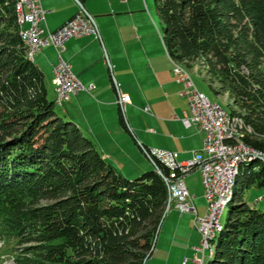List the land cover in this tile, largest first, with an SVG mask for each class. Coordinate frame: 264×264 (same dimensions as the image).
Returning a JSON list of instances; mask_svg holds the SVG:
<instances>
[{"label":"trees","instance_id":"trees-1","mask_svg":"<svg viewBox=\"0 0 264 264\" xmlns=\"http://www.w3.org/2000/svg\"><path fill=\"white\" fill-rule=\"evenodd\" d=\"M153 1L174 65L203 74L240 119L236 139L264 152V0ZM14 3L0 0V233L34 242L32 264H142L167 181L154 168L125 177L55 111ZM250 186L264 188V156L239 165L206 264H264V211L244 201Z\"/></svg>","mask_w":264,"mask_h":264},{"label":"crops","instance_id":"crops-1","mask_svg":"<svg viewBox=\"0 0 264 264\" xmlns=\"http://www.w3.org/2000/svg\"><path fill=\"white\" fill-rule=\"evenodd\" d=\"M79 1L94 18L99 34L72 37L63 44L61 57L86 90L57 104L60 116L75 123L102 157L127 178L150 167L142 155L151 161L153 150L175 152L177 161L193 158L201 151L204 132L182 121L188 115L185 86L181 76L174 72V62L163 44L154 1ZM40 3L46 10V26L51 30L80 11L74 0H40ZM41 59L45 64L40 62L38 67L44 80L45 75L51 79L57 62L56 48L52 44L43 46L33 61ZM121 94L129 95L130 102L124 106L119 103ZM198 172L201 175L199 169ZM186 179L184 176V183ZM172 213H179L175 206ZM176 218L171 225L177 231L190 230L184 257H175L178 264H187L188 260L183 263L186 255H199L194 249L199 240L192 233L194 213L191 223L183 217ZM154 258L166 261L167 256L161 258L160 254L152 253L146 263Z\"/></svg>","mask_w":264,"mask_h":264},{"label":"built area","instance_id":"built-area-1","mask_svg":"<svg viewBox=\"0 0 264 264\" xmlns=\"http://www.w3.org/2000/svg\"><path fill=\"white\" fill-rule=\"evenodd\" d=\"M23 16L22 33L30 42H34V57L40 49L52 44L57 51V62L53 65V87L56 96V104H61L72 95L86 87L75 76L70 64L61 57L64 42L72 37L84 35L97 36L95 27L90 19L80 10L70 17L58 28L51 30L46 26V10L40 0H18ZM183 80L188 99V115L182 119L187 126L196 125L204 132L201 151L193 158L185 161H177L176 153L165 150H153L151 154L169 169V176L165 177L171 189V201L175 200L176 209L182 212H193L192 227L199 234V245L195 247L193 262L199 264L203 260L205 251L216 229L215 216L221 203V194L225 178L232 175V167L236 158L252 156V154L264 155L242 139L224 129V112L219 105H214L208 97L197 89L194 82H189L184 72L174 70ZM129 95L121 94L119 103L124 106L129 103ZM194 169L201 172L203 195L207 203L206 213L199 217L193 204V197L189 193L184 176ZM187 259H183L186 263Z\"/></svg>","mask_w":264,"mask_h":264},{"label":"rangeland","instance_id":"rangeland-1","mask_svg":"<svg viewBox=\"0 0 264 264\" xmlns=\"http://www.w3.org/2000/svg\"><path fill=\"white\" fill-rule=\"evenodd\" d=\"M40 62H43L42 64H45L43 59H41V61L37 60V63L34 61V63L37 66L40 65ZM189 74L197 89L202 91L208 97L210 102H215L219 104L222 108H224L227 112H229L226 97L213 94L207 82L205 81L203 74L197 72L196 69L189 70ZM45 77L46 78L44 80V85L47 91V98L49 100H53L54 97L53 76L51 77V79H49L46 75ZM58 107L59 105L54 104L55 111L60 115L58 111ZM142 157L144 160L147 161L150 167L144 169L139 174L147 170H151L153 168L151 161H149L143 155ZM139 174H137L136 176H139ZM185 176H187L188 178L186 179L185 184L189 188L188 190L191 196L193 197V204L197 208L198 216L201 217L206 213V208H207V203L203 195L201 175L199 174L198 169H194L189 173H187ZM243 198L244 201L250 207L258 209L260 211H264V188L250 186L244 189ZM170 206L171 209L167 211L166 218L164 219L165 221L161 225L162 227L160 229V233L158 235L155 248L153 250V253L160 254L161 258L167 256V259L166 261L165 260L157 261V258H154L152 262L147 261L146 264H178L177 261L175 260V257L181 256L183 258L184 253H186L185 249L187 248V245L185 241L190 233V230L188 228L186 232L177 231L175 229L176 227L174 226V224L171 225L172 223L171 220L175 219L176 217H177L176 220L179 219L180 217H183L186 220L188 219L189 222L191 223L193 218V213L184 212L180 214V212L178 211L179 213L177 215H175L174 213L171 214L175 206L174 199H172ZM228 209L229 206L227 204L223 208V211L219 216V222L221 225H223L226 221V218L228 216ZM192 233L195 234L197 240L200 239L196 229H194V232ZM32 245H34V242H20L10 235L0 233V264H32L31 260L35 261L33 260L34 256L32 255V250H31ZM211 251L212 249L211 250L207 249L205 251L203 257L204 261L202 260L203 264H206V261L210 258ZM188 253H194V252L190 251ZM189 256L190 255H186L185 257L188 260L187 264H195L193 262V257H189ZM199 256H201V254H199ZM202 262H199V264H202Z\"/></svg>","mask_w":264,"mask_h":264},{"label":"bare ground","instance_id":"bare-ground-1","mask_svg":"<svg viewBox=\"0 0 264 264\" xmlns=\"http://www.w3.org/2000/svg\"><path fill=\"white\" fill-rule=\"evenodd\" d=\"M14 11H15L16 20H17V23H18V26H19V35H20V37L22 39V42H23L22 44L24 45V47L26 49V53H27L28 58L33 60V58H34V42H30V39L26 38L25 35H23V33H22L23 16H22V12H21V8L19 6V1L18 0H15ZM175 67H176L175 70H181V71L184 72V76L189 82H193L188 71H186L185 69H183L179 65H175ZM55 103H56V99H55ZM211 103L214 104V105H219V104H217L215 102H211ZM219 107L224 112V117H225L224 129L226 131H230L235 136V139H236L238 134H239V131H240V119H238L237 117H235L232 114H230L229 112H227L220 105H219ZM262 156H264V155L252 154V156H244L242 158H236L235 159V162H234L233 167H232V175H228L225 178V181H224V187H223V191H222V194H221V203L219 205V209L217 210L216 216H215L216 229L214 230L212 238H211V240H210V242L208 244V247H207L208 250L212 249V241L215 238V234L217 232H219L220 229H221V224L219 222V216L222 213L223 208L229 203V201L231 199L232 190H233V186H234V182H235V178H236V175H237V171H238L239 165L241 163H243L249 157H262ZM170 195H171V189H170ZM200 262H202V261H200Z\"/></svg>","mask_w":264,"mask_h":264},{"label":"water","instance_id":"water-1","mask_svg":"<svg viewBox=\"0 0 264 264\" xmlns=\"http://www.w3.org/2000/svg\"><path fill=\"white\" fill-rule=\"evenodd\" d=\"M76 3H77V5L79 6V8H80V10L90 19V21L92 22V24H93V26L95 27V29H96V32H97V34H99L98 33V30H97V27H96V23H95V21H94V18L92 17V16H90L86 11H85V9L83 8V6H82V4H81V2L79 1V0H74ZM151 163H152V165H153V168L158 172V174H160L164 179H165V177L163 176V174H162V172H161V170L158 168V166L156 165V163L153 161V160H151ZM166 180V179H165ZM166 184H167V187H168V193H169V195H168V201H167V204H166V207H165V209H164V211H163V214H162V216H161V219H160V221H159V224H158V226H157V229H156V232H155V235H154V238H153V242H152V245H151V249L149 250V252L147 253V255L145 256V258L143 259V263L142 264H145L146 263V260H147V258L150 256V254H151V252L153 251V249L155 248V245H156V241H157V237H158V234H159V230H160V227H161V224H162V222H163V220H164V217H165V215H166V213H167V211L169 210V207H170V203H171V195H170V189H169V184H168V182H166Z\"/></svg>","mask_w":264,"mask_h":264}]
</instances>
